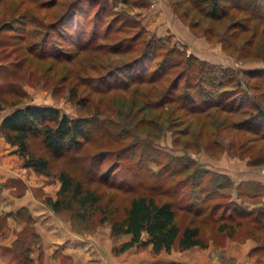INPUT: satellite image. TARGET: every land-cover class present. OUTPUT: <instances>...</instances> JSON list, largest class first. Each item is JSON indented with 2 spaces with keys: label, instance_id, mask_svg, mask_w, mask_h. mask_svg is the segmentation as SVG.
<instances>
[{
  "label": "rangeland",
  "instance_id": "rangeland-1",
  "mask_svg": "<svg viewBox=\"0 0 264 264\" xmlns=\"http://www.w3.org/2000/svg\"><path fill=\"white\" fill-rule=\"evenodd\" d=\"M51 1L56 3L49 7ZM106 1L109 10H125L132 19L139 20L148 31L145 34L147 37L155 35L186 54L237 70L235 76L243 78L245 75L242 71L247 69L259 72V76L264 74V44L257 41L259 37L249 48L248 54L240 45L244 38H240L238 42L241 43L237 45L231 38V46L224 47L230 19L212 21L196 9H190L187 2H181L177 11L173 6L176 0ZM15 2L20 3V0H0V264H176L172 260L173 254H186L191 259L189 256L206 251L210 264H264V164L253 165L249 162L251 155L260 154L256 152L258 146L250 152L246 145L235 149L230 145L228 148L226 144L230 137L224 135L227 133L225 129L216 136L225 146L215 148L214 153L203 147L185 148L189 135L177 141L173 127H166L156 137L154 133L140 134L143 140H150L144 152L137 150L135 154L125 157L126 152L131 151H123L124 157L120 159L112 154L103 160L100 167H86L87 170L81 163H72L70 156L82 154L92 159V148L86 153L80 150L71 155L54 156L45 146L41 135L34 133L27 139V155L46 158L48 171H37L25 165L19 144L7 139L2 121L13 109L27 104L54 106L71 117L93 113L106 121L108 126L112 120L116 124L110 125V134L102 136L106 142L113 144L112 147L128 146V143L137 140L127 133L129 131L123 132L119 128L122 122L120 112L125 111V105L120 106V102L123 98H130L132 93L117 89L104 94L95 86L98 74L105 73L108 66L122 63L124 57L118 54L110 58L101 50H81L79 45L73 43L72 21L55 23L64 10L63 1L23 0L19 7H15ZM33 5L37 7L31 12ZM154 10L163 17H160V23H154ZM182 11H187V19L181 15ZM176 18L188 26L192 38L172 31L173 25L178 31L181 29L175 27ZM192 23L197 24L196 29L190 26ZM88 28L90 30L91 27ZM207 28L216 34L212 40L201 32ZM158 30H163V33ZM157 32L162 35H157ZM95 67L97 70H92ZM133 124L127 126L130 131L134 130ZM153 135L154 138L151 137ZM156 150L159 153H155ZM262 153L264 155V149ZM173 157L186 161L192 159L196 166L190 170L197 165L200 169L208 168L219 176L222 183H227L222 176L230 180L225 186L217 187L219 191H212L218 196L201 204L204 211L210 212L211 206L220 202L219 208L210 217L205 214L196 220L201 225V235L207 245L186 249L176 247L171 252H155L151 245L134 246L115 253V248L130 235L112 234V222L125 215L132 192L114 189L108 182L100 181L98 176L105 173V177L131 180L138 162L142 171L148 169L157 174L165 162L170 161L169 166H175ZM123 165L127 167L123 168ZM63 170L75 176L90 172L93 176L88 178L85 174V185L95 187L102 193L100 201L82 205L69 192L60 197L67 206L61 205L55 209L48 200L59 198L60 173ZM182 175L176 174V179ZM208 191V187L198 190L186 184L182 188L185 197L181 204L201 203ZM237 208L251 213L240 217L236 214ZM233 209L232 216L215 219L220 213L227 215ZM256 216H260L261 220L255 219ZM190 218V213L178 210L179 224L184 226ZM238 219L242 222L239 226ZM221 220H225L230 227L219 230ZM249 240L251 242H247Z\"/></svg>",
  "mask_w": 264,
  "mask_h": 264
},
{
  "label": "trees",
  "instance_id": "trees-1",
  "mask_svg": "<svg viewBox=\"0 0 264 264\" xmlns=\"http://www.w3.org/2000/svg\"><path fill=\"white\" fill-rule=\"evenodd\" d=\"M22 1L15 2V7L22 6ZM61 1L64 10L55 23L72 21L71 35L75 36L73 43L79 45L81 50H101L110 58L113 55L124 57L122 63L108 66L105 73L98 74L95 86L104 94L117 89L132 93L130 98H123L120 102V106L125 105V111H121L119 115L122 118L121 125L119 122L117 124L123 132L129 131L127 133L133 135L138 143L112 147L113 144L106 142L102 136L110 134V125L116 123L111 120L108 126L96 114L71 117L54 106L27 104L13 109L2 121L7 139L19 144L25 165L37 171H48L49 162L46 158L27 155V139L34 133L41 135L45 146L54 156L71 155L80 150L86 153L92 148V159L82 154L70 156L72 163H81L86 169L100 167L103 160L112 154L120 159L124 157L123 151H131L130 154L126 152L125 157L135 154L134 151L137 150L144 152L150 140H143L140 134L154 133L156 137L166 127H173L177 141L189 135L185 148L203 147L213 153L215 148H222L223 142L216 136L225 129L227 133L224 135L230 137L226 144L228 148L230 145L234 149L246 145L250 152L249 150L258 146L256 152L260 154L251 155L249 162L253 165L264 164V74L259 76V72L247 69L242 71L245 75L243 79L235 76L237 70L223 68L186 54L155 35L147 37L145 34L148 31L139 20L132 19L125 10H109L106 0ZM181 2L189 3L190 9H196L212 21L230 19L227 28L229 35L223 40L224 47L231 46V38L236 45L241 43L238 42L240 38H244L240 45L248 54L256 38L259 37L257 41L264 44V0H176L173 3L175 10L179 11ZM55 3L51 1L48 5L51 7ZM36 7L33 5L31 12ZM181 15L188 18L187 11H182ZM190 26L197 28V24L192 23ZM88 27H91L90 30ZM201 32L211 40L216 36L209 28ZM96 68L92 70H97ZM254 79L256 81L252 83ZM132 122L134 130L130 131L127 126ZM154 135L151 137L154 138ZM172 159L175 166L170 167V161L165 162L157 174L148 169L142 171L141 164L135 163L136 173L131 180L125 177H105V173L98 176L100 181L108 182L114 189H128L132 192L125 215L112 222V234L130 235L129 239L115 248V253L134 246L151 245L155 252H170L176 247L186 249L195 245H207L201 235V225L196 220L205 214L210 217L219 208L220 202H215L210 212L204 211L201 204L218 196L212 191H219L216 188L225 186L230 180L222 176L227 181L226 184L222 183L217 174L211 173L208 168L200 169L198 165L190 170L192 166H196L192 159ZM126 167L123 165V168ZM84 173L88 178L93 176L90 172ZM179 173L183 175L176 179V174ZM209 173L211 175L202 185ZM85 174L75 176L72 172L63 170L60 173L59 198L55 201L49 199L48 202L55 209L61 205L67 206L60 197L69 192L82 205L100 201L102 193L95 187L85 185ZM186 184L198 190L208 187L209 191L201 203L181 204L185 197L182 188ZM179 209L191 214L184 226L177 221ZM234 209L227 215H224L225 212L220 213L215 219L232 216ZM237 210L236 214L240 217L251 213L249 210ZM255 219L261 220L260 216ZM240 221L238 219V226L242 223ZM227 227L230 226L225 220L218 223L221 231Z\"/></svg>",
  "mask_w": 264,
  "mask_h": 264
},
{
  "label": "crops",
  "instance_id": "crops-1",
  "mask_svg": "<svg viewBox=\"0 0 264 264\" xmlns=\"http://www.w3.org/2000/svg\"><path fill=\"white\" fill-rule=\"evenodd\" d=\"M160 10V8H159ZM164 11V10H163ZM162 12V11H161ZM153 20H154V23H160V17L161 15H159V13L157 14V11L154 10L153 12ZM162 14V13H161ZM157 18V20H155ZM163 19V17H161ZM175 27L176 26H179L181 27L180 31H178L176 28H174V25L171 27L172 31L174 33H178L180 34L179 32H181V36L183 37H186V38H192L193 37V34L192 32L189 30L188 26L183 24V22H181V20L179 18H176L175 19ZM166 25V24H165ZM164 25V26H165ZM168 26V25H167ZM159 31V30H158ZM163 33V30L162 31H159V33ZM157 32V35H162V34H159ZM129 239V238H128ZM127 240V239H126ZM247 242H251L250 240L247 241ZM252 244V243H251ZM171 252V251H170ZM203 254H195L193 256H189L191 259H188L187 258V255L186 254H182V253H179V254H173V258L172 260L176 262V264H188L189 262H192L193 264H210L209 263V253H206L205 252H202Z\"/></svg>",
  "mask_w": 264,
  "mask_h": 264
}]
</instances>
